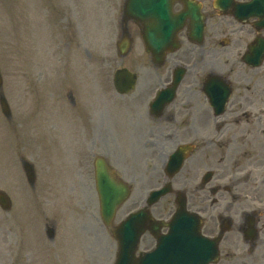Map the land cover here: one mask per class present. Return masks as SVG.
Returning <instances> with one entry per match:
<instances>
[{
  "label": "rangeland",
  "instance_id": "1",
  "mask_svg": "<svg viewBox=\"0 0 264 264\" xmlns=\"http://www.w3.org/2000/svg\"><path fill=\"white\" fill-rule=\"evenodd\" d=\"M122 25L132 38L125 56L116 48ZM142 52L118 0H0V93L11 111L5 117L0 110V189L11 201L7 211L0 207V264H34L37 257L113 263L117 243L99 216L92 162L105 156L131 185L113 218L118 223L153 186L132 180L131 136L119 127L130 121L133 93L120 95L112 85L116 68L140 70ZM22 161L33 167L32 185ZM68 175L59 188L72 196L65 210L55 190ZM150 242L145 235L139 248Z\"/></svg>",
  "mask_w": 264,
  "mask_h": 264
},
{
  "label": "flooded vegetation",
  "instance_id": "2",
  "mask_svg": "<svg viewBox=\"0 0 264 264\" xmlns=\"http://www.w3.org/2000/svg\"><path fill=\"white\" fill-rule=\"evenodd\" d=\"M191 2L172 0L176 48L147 54L134 93L133 181L166 184L157 218L182 203L219 236L208 264H264V0Z\"/></svg>",
  "mask_w": 264,
  "mask_h": 264
},
{
  "label": "water",
  "instance_id": "3",
  "mask_svg": "<svg viewBox=\"0 0 264 264\" xmlns=\"http://www.w3.org/2000/svg\"><path fill=\"white\" fill-rule=\"evenodd\" d=\"M124 14L126 17L132 19H135V17H153L158 20V22H155L154 24L152 22L144 24L142 34L144 35L146 44L151 42L149 36L153 35V32L162 34L163 40L161 38L157 41V43H160L161 40L163 42L166 32L168 31L169 35L181 21L179 18L175 21H169L172 16L170 14L168 0H126L124 5ZM151 26H153V28H151ZM166 43L167 42L164 41L161 46ZM152 44H154L153 40ZM118 45L120 52L125 53L128 47V40H122ZM133 83L134 75L128 72L125 68L115 71L114 85L118 91L125 92L129 90L133 86ZM0 104L3 112L6 115H9V109L3 97L0 98ZM95 167L102 216L106 222H109L114 213L115 207L126 197L127 188L121 182H117V184L114 180L107 176V169L101 160H96ZM161 193L162 191L152 192L148 202L156 200ZM7 202L6 196L0 191V204L3 207H6ZM182 215L183 214L176 215L174 219L176 222L171 226V237H169V235L157 236V247L153 251L148 252L144 256L135 260L133 256L135 245L138 241L139 234L143 231L142 228H138L135 233V219H143V214L140 211L130 214L126 221L122 222L119 226V230H115L114 232L119 241V255L116 264H179L178 261H175V259L171 263H168L166 252H168V248H170L169 243L175 242V238L179 237L180 234L184 233L187 236H190L189 231L191 230V235L194 236V233H192L193 226L188 224V222L192 219L189 217H182ZM152 228H154V226ZM151 231H153V229H151ZM197 232L198 227L196 226V233Z\"/></svg>",
  "mask_w": 264,
  "mask_h": 264
},
{
  "label": "bare ground",
  "instance_id": "4",
  "mask_svg": "<svg viewBox=\"0 0 264 264\" xmlns=\"http://www.w3.org/2000/svg\"><path fill=\"white\" fill-rule=\"evenodd\" d=\"M53 119L54 118H51L49 121H52ZM58 123L62 128L65 127V129H68V126L66 125L67 122H65L64 119L59 120ZM69 180H70L69 177H68V180L65 178L63 180H61L60 185L58 187H56V190H55V192H56L55 196L58 199V204L60 206L66 205L65 210L72 208V204L70 201L72 196L67 191L65 194L62 191H59V188L62 189L67 182L69 183Z\"/></svg>",
  "mask_w": 264,
  "mask_h": 264
}]
</instances>
